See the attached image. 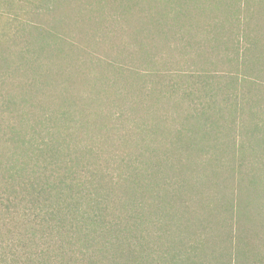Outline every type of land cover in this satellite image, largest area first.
I'll use <instances>...</instances> for the list:
<instances>
[{"label": "trees", "instance_id": "trees-1", "mask_svg": "<svg viewBox=\"0 0 264 264\" xmlns=\"http://www.w3.org/2000/svg\"><path fill=\"white\" fill-rule=\"evenodd\" d=\"M0 264H264V0H0Z\"/></svg>", "mask_w": 264, "mask_h": 264}]
</instances>
